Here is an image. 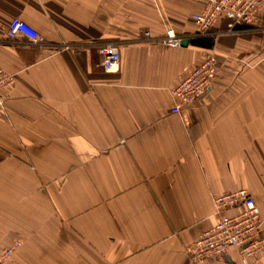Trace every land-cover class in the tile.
<instances>
[{
	"label": "crops",
	"instance_id": "0c3cea01",
	"mask_svg": "<svg viewBox=\"0 0 264 264\" xmlns=\"http://www.w3.org/2000/svg\"><path fill=\"white\" fill-rule=\"evenodd\" d=\"M205 2L0 0V69L15 75L0 94V252L20 244L1 264H264L183 251L216 222L213 195L246 189L264 218V13L205 44L191 19ZM13 17L51 45L7 42ZM170 26L185 46L143 42ZM104 39L119 41L115 72ZM210 48L211 85L172 113L169 89Z\"/></svg>",
	"mask_w": 264,
	"mask_h": 264
},
{
	"label": "built area",
	"instance_id": "2783aa9c",
	"mask_svg": "<svg viewBox=\"0 0 264 264\" xmlns=\"http://www.w3.org/2000/svg\"><path fill=\"white\" fill-rule=\"evenodd\" d=\"M264 13V0H206L203 9L191 15L196 26L194 37L209 36L217 38L225 34H238L255 28L258 17ZM227 17L226 27L215 31L213 27L218 20ZM6 30V40L24 42L29 46L51 45L23 19L13 17L9 20ZM143 42L161 44L171 47L181 46L184 36L177 33L173 26L166 27L164 34L153 36L149 30H144L141 36ZM96 52L101 58L100 66L107 72L118 69L120 53L119 41L106 40L94 43ZM72 44L63 43L55 49H71ZM219 61L215 48L205 51L202 59L189 73L178 76L177 83L170 88L172 97L171 112L181 113L187 103L200 99L211 85L218 72ZM15 75L0 69V94L4 89L14 85ZM213 215L217 218L209 228L207 227L193 241L185 245L184 253L195 263L209 259L227 257L230 252L243 261L257 258L264 251V218L258 205L245 189L232 190L212 196ZM234 209L232 214L224 212ZM19 242L4 246L0 252V264L14 255L20 247Z\"/></svg>",
	"mask_w": 264,
	"mask_h": 264
},
{
	"label": "trees",
	"instance_id": "16d2710c",
	"mask_svg": "<svg viewBox=\"0 0 264 264\" xmlns=\"http://www.w3.org/2000/svg\"><path fill=\"white\" fill-rule=\"evenodd\" d=\"M193 38H194L193 41L195 42L201 41V42H204L205 44L207 43L206 42L207 40H210L209 36H201V35L195 36Z\"/></svg>",
	"mask_w": 264,
	"mask_h": 264
},
{
	"label": "water",
	"instance_id": "95a60500",
	"mask_svg": "<svg viewBox=\"0 0 264 264\" xmlns=\"http://www.w3.org/2000/svg\"><path fill=\"white\" fill-rule=\"evenodd\" d=\"M188 42V40H187V38H184L183 40H182V42H181V45L182 46H185V44Z\"/></svg>",
	"mask_w": 264,
	"mask_h": 264
}]
</instances>
